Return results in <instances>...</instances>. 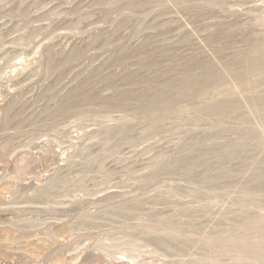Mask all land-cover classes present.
Segmentation results:
<instances>
[{
	"label": "rangeland",
	"instance_id": "obj_1",
	"mask_svg": "<svg viewBox=\"0 0 264 264\" xmlns=\"http://www.w3.org/2000/svg\"><path fill=\"white\" fill-rule=\"evenodd\" d=\"M0 264H264V0H0Z\"/></svg>",
	"mask_w": 264,
	"mask_h": 264
}]
</instances>
